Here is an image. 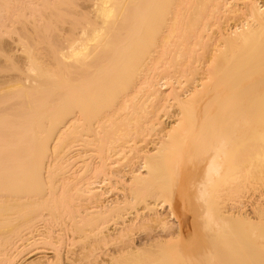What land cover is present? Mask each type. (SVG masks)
<instances>
[{"label": "bare ground", "instance_id": "bare-ground-1", "mask_svg": "<svg viewBox=\"0 0 264 264\" xmlns=\"http://www.w3.org/2000/svg\"><path fill=\"white\" fill-rule=\"evenodd\" d=\"M88 1L89 8L78 9V0H0V38L17 36L14 42L21 46L22 58L12 57L9 45L0 39V73H17L11 80L6 81L4 76L5 80H0V264H13L26 251L37 256L26 264H197L198 260L202 264H264V191L258 187L264 171V138L252 153V172L258 187L250 204L252 216L245 205L240 207L248 223L244 222L245 227H253L249 239L253 245L243 240L245 246H252V255H243L249 249L243 252L244 245H240L241 254L237 249V253L233 251L236 258L242 256L237 258L239 261L228 256L234 249L228 245L234 241L231 236L239 233L233 224L232 229L230 223L223 222L226 218L235 219L231 208L221 207L217 219L203 220L202 226L199 224L203 230L205 227L203 236L196 232V220L183 210L176 214L169 208L166 216L157 212L155 203L144 205L145 214L140 210L130 220H124L126 207L137 201L134 190L128 189L121 197L110 200L107 192L85 179L87 174L82 176L88 171L96 178L103 174L116 182L130 179L128 188L132 183L138 188L139 182L147 184L152 179L151 173L157 170L166 152L164 142L151 154L144 155L142 151L139 159L143 163L137 168L133 160L122 170H114L115 165L112 168L107 157L99 158L96 164L81 160L80 167L85 172L70 183L69 189L75 200L70 201L74 219L61 223L55 212L63 207L58 193L63 182L68 181L63 174L70 163L88 153L91 156L104 141H122L118 150H123L125 144L133 151L141 149L137 143L146 134L155 133L158 125L161 127V122L155 121L161 118V111L166 114V102L177 114L175 124L163 137L177 148L174 133L184 120L191 119L188 116L194 106L197 124L212 122L220 116L221 107H239L235 96L240 88L259 89V80H241L254 73L264 74V0ZM169 54L170 61L160 66L157 60ZM161 74L168 79L166 88L169 86L163 94L156 88L161 85L154 80ZM182 78L184 81H180ZM183 83L191 87L186 95L179 92ZM219 84L220 89L228 90V97L222 101L224 106L218 103L209 113L206 109L211 105L206 107L205 103L213 102L214 88ZM144 87L150 89L152 96L160 92L164 101L148 106L139 96ZM262 93L246 104L261 111ZM216 141L208 151L223 144L219 138ZM72 148L77 153L69 159ZM225 162L218 166L221 168ZM143 168L146 175L140 174ZM46 180L54 184L46 185ZM153 196L163 199V189ZM218 220L228 227L217 225ZM236 220L232 221L235 225ZM149 221L159 232L155 234L153 228L138 242L141 237L135 232ZM108 223L113 225L108 227ZM83 226L90 227L89 233L75 237ZM56 227L58 231H54ZM194 231L203 240L208 237L206 241L213 247L227 244V250L231 249L226 253L228 257L213 256L212 260L209 251L195 252L199 241ZM212 232L218 237L212 238ZM238 242H233V247L237 248ZM170 249H174L173 260L166 256L167 252L171 254ZM45 250L54 257H46Z\"/></svg>", "mask_w": 264, "mask_h": 264}, {"label": "rangeland", "instance_id": "rangeland-1", "mask_svg": "<svg viewBox=\"0 0 264 264\" xmlns=\"http://www.w3.org/2000/svg\"><path fill=\"white\" fill-rule=\"evenodd\" d=\"M78 1H79V2H77L78 9H79V7H80V9H86V8H89L91 6V2H89L88 0H78ZM18 26L19 25H17V27ZM64 27L65 26H63V28ZM16 38H17V36H15L14 34H12V36L4 35L3 37L1 36V38H0L2 40V42L7 43L5 45H9V47L7 49L12 50V55H13L12 57H14L15 59L19 58L21 56V53H20V51H21L20 47L21 46L14 42V41H16ZM11 50H9V51H11ZM170 56H171L170 54L161 56V58H159V60H157L159 65L160 66L166 65L167 61H170V58H171ZM21 59L22 58L20 57V59H16V60H21ZM0 60H1V63H3L2 57H0ZM7 65H8V63H7ZM255 75H256V77H255ZM262 75H261V73H259V74L254 73V75L251 74L250 76L249 75L246 77L243 76L244 78L243 77L242 78L245 81L241 80V82H244V83H251V82H255V81L259 80V83H261L259 89L260 88L261 89L260 90L259 89L254 90L255 88L253 89L252 86H249L251 89L248 87H246L247 89H245V90H244V88H242V89L240 88L242 91H240V89H239L240 92L237 91L238 95L236 94V96H235L236 98H238L239 102H238V100H236V98H234L238 102L236 104H239V107L237 109L233 108V107H232V109L221 107L219 109L221 111V113L218 112L220 114V116L218 115L217 116L218 118L212 117L214 122L213 121L209 122L207 120H204L201 124L198 123L199 124L198 125L197 122H199V121L198 120L195 121V119H196L195 114H196L197 110L195 111L196 108H194L195 107L194 106L193 110L192 111L190 110V113H189V115L191 114V116H188V118L191 117V119L189 121L184 120L178 128L177 134L174 133V135H176V137H175L176 143L175 144H177V146H178L177 148L173 147L172 144H174V143H169L170 140L168 138L163 137V135L165 133L169 132L170 127L175 124V119H176V114H177L176 109L174 107H171L172 105L170 103L166 102L165 105L167 106V104H168V106L166 107L167 110L164 109L166 114L163 115V112L161 111V113L159 114V117H161V118H159L157 121H155L158 123L161 122L160 123L161 127H160V125L157 124L158 125L157 128L158 127L159 128L155 129L156 130L155 133L151 132L153 134H150V135L146 134L147 136L142 138L141 141H139V142L136 141V142H138L137 143L138 149L139 148H141V149L133 151L132 148L129 149V147H127V145L125 144V147H123V150L120 149L121 150L120 151V150H118V148H119V145L121 144L122 141H114V142L106 141V143L104 141L101 147H97V149H95V151L93 150L91 152L92 157L90 156V153H88L87 157L85 156L86 158L84 157L83 159H80V160L78 159L79 161L73 160L75 163L74 162L70 163L71 165L69 164L70 165L69 169L67 170V172H65L63 174V177L65 176V178L68 179L69 182L65 179L66 180L65 182L68 184L66 185V183L61 180L64 183V185H66V187L64 185H62L64 187V189H63V187H61L60 192L58 193L61 195L59 197V200L63 201V202H61L63 204L62 205L63 207L62 208L60 207L61 209L59 208V210H58L57 209L58 206H57L56 209L58 211H55L58 220L61 223L68 224V223L72 222V220L74 219V212L73 211H75V210H73L70 207L72 205L70 201H75V200L72 198L73 191L69 190V189L71 188L70 183L72 184V181L74 179L79 178L82 175V173L85 172L80 167V165L82 164L81 160H83V161L87 160V162L90 161L88 163H92V164L95 163L96 164L99 162V158H101V157L106 158L107 157L108 158L107 163H112V168L115 165V167L113 168L114 170H122L123 168L125 169L127 165H132V162L135 163V168H137L140 165L142 166V163H143L139 159L140 156H142L143 154L144 155L145 154H151L152 151L154 150V148L159 147L160 144H162V142H164L165 144H167V147L165 148L166 152H165V155H164L162 161L157 166V170L155 172H153V174L151 173V175H152V179L150 178L151 181L149 180L147 184L145 182H141L142 184L144 183L143 185H141V183L139 182L140 185L139 184L138 185L136 184L137 186L135 185L138 188H135L133 186L134 183H132L133 187L131 186V188H128L129 184H131L130 179H126L127 180L126 182H128V184L126 182H121V181L116 182L115 180L107 179V176H105L106 177V179H105L103 174H100V176H98V178H96V176L94 177V175L90 174L88 171H86L85 174L82 176H85L87 174L88 177L86 176L85 179L86 180H87V178L90 179L88 182L92 181L91 183L96 184V185L94 184V186L100 187L99 190L107 192V197L109 196L108 199H110V200L115 199L117 197H121L123 195L122 193H126V191H128V189L134 190V193L136 194L135 197H136L137 201H135L132 205H128L126 207L125 212H124V214H125L124 220H130L132 218V215H134L137 211H139L138 213H140L145 204L153 205L155 203V206H156L155 209L157 210V212L162 213L163 215L167 214L166 216H169V208L170 209L173 208L174 209L173 211H175L176 214H178L179 209L183 210L184 212L183 211L182 212L185 215L189 216L191 219L196 220V222H197L196 225L199 226V228L197 227L198 230L196 229L197 230L196 232H199V234H201L203 236L202 231L204 232L205 227L203 230L202 227H200V225L202 226V224H200V223L203 220L208 219V218L217 219L216 218L217 213H218V210L221 209V207L222 208L227 207V209L231 208L232 210L229 209L230 213L233 212L231 214H233V215L235 214V216H236V217H234L235 219H233V220H236L237 217L240 218L241 215L242 216L240 219L236 220L237 221L236 225H235V221L232 222L233 220L232 221L228 220L229 218H226V220L224 219L225 221H223L225 224L228 223V225L230 223L231 227L230 226L229 227L232 229L234 228L233 226H235V229H236L235 231L238 230V232H239V233L236 232V234H238V236H235V237L231 236V238L232 237L234 238L233 239L234 241L232 240L233 242H238V241L239 242L237 243L238 244L237 248L235 246L233 247V245L235 244V243L233 244V242H232V244L231 243L228 244L229 246L232 245L231 248H234V249H232L231 255L229 254L228 256L231 257L233 255L235 257L236 254H234V253L235 252L237 253V250L239 251V254H241L240 250H239L240 245L241 246L244 245L243 240L246 242V240L248 241L251 238L250 237L252 234L251 229L253 227H251V226L245 227L246 225H244V222H245V224H248V223L244 220V214H243L242 210L240 209V207L242 205H245L246 206L245 209H246L247 213L250 216H252V214L250 213V209H251L250 204L255 199L254 198L256 195L255 191L258 187L260 188L259 190L264 191V184H262V186L259 185L264 181V175H263L264 171H262L263 173H262V175H260L263 177V179L261 180L262 182H259L258 187H256V181H255V178H254V175L252 172L253 171L252 153L254 152L255 148H257V146L261 143L260 139L264 138V118H263L264 116L262 115L264 112V108H263L264 106H262V105H264L263 104L264 102H262V105H260L261 111H263V112L259 111L260 110L259 107L251 108L252 105L246 104V103H248V100H250L253 97H257V95L259 96V95H261L260 93L264 92L263 91L264 90V87H263L264 86V74H262ZM3 76L6 78V81H7V78L9 80H11L10 77H16L17 73L16 72H11V73L8 72L7 74L6 73H4V74L0 73V80L1 81L4 78ZM164 77H165V75L161 74L154 79L155 82L157 81L159 83L158 84L156 82L158 85L163 86V87H161V86L156 87V88L160 89V92L162 94L165 93L169 87L168 86L166 88V86H165L167 84L166 80H168V79H166V78L164 79ZM18 78H20V77H18ZM246 79H249L250 82ZM3 80H5V79H3ZM21 80H23V82H24V77H22ZM1 81H0V83H1ZM180 81H184V79L182 78V79H180ZM164 83H166V84H164ZM153 86H155V85H153ZM219 86H220V84L217 85L218 90L220 89ZM181 87H182L181 88L182 90L180 89L179 92L181 94L183 93L184 95H186L188 93L186 91L191 88L187 83L186 84L183 83ZM144 88L145 89H142V91L144 93L140 92L139 96H140V98H142V100L144 99L143 102L145 101L144 103H147L148 106L152 105V103L155 104V103H158L160 101H162V102L164 101L165 97H164V95L160 94V92H159V94H157V95L155 94V96H152L153 94H151L152 92L150 91V89L147 88V90H146V87H144ZM217 88L216 87L214 88V89H216L217 92L215 91L214 94L212 93L213 94L212 100H211V97H209L210 98L209 100H211L213 102L215 101V102L211 103L210 101H208V102L206 101V103H205L206 105L203 103L206 107H207V105L208 106L211 105L207 109L205 107V109L208 110L209 113H211L213 110H215V107L217 106L218 103H219V105L224 106L225 103L222 104L223 103L222 101L224 99L226 100V98L228 97L227 94H229V93H226V91L228 92V90H226V88L225 89L223 88V90L220 89L221 91L220 90L218 91ZM243 92H244V94H242ZM208 96H211V94L209 93ZM222 97H224V98H222ZM217 98H218V101H217ZM118 100H119V102H121V100L119 98H117V101ZM242 100L243 101L247 100V101L246 102L244 101L245 102L244 103ZM135 101L136 100H134V103H135ZM130 104H133V101H132V103L130 102ZM130 104H128L127 107H131ZM169 106H170V108H169ZM228 106H229V104H228ZM50 110L52 112L53 108L49 109V111ZM120 112L122 113L123 111H120ZM260 113H262L261 114L262 118H260L261 117ZM123 114H126V113H123ZM123 114H120V116H123ZM258 118H259V120L260 119H262V120L259 121ZM194 121H195V124L190 123V122L193 123ZM161 128H163V129H161ZM218 138L220 139L221 143L223 142V144L220 146H217L212 152L208 151L209 145H211L212 142L213 143L217 142L218 140L216 141V139H218ZM129 143L133 144L134 141H129ZM213 145H215V144H213ZM74 149L75 148H72L71 152H69L71 155H72V153H73V155L77 153V151ZM116 149L118 150L117 153H116ZM146 152H148V153H146ZM137 155H138V157H137ZM74 156H76V155H74ZM74 156H73V158H71L69 156L68 157H69V159H74ZM225 160H226V162H225L226 164L223 163V165H225V166L230 165V166L224 167L223 165H221L222 167L220 168L218 166L219 162L222 163ZM232 160H235V161H233L234 164H232L233 163ZM69 161L71 162V160H69ZM229 162H230V164H229ZM134 163H133V165H134ZM217 166L223 170L222 171L218 170ZM79 167L81 169H79ZM121 167H123V168H121ZM112 168H111V170H112ZM118 168H120V169H118ZM85 169L86 168H84V170ZM216 169L218 170V172ZM143 170H144V168L140 170V174H142V175L145 174ZM151 175H150V177H151ZM59 176L61 177L62 175H59ZM108 178H110V177H108ZM52 179L54 180L55 178H52ZM59 181H60V178L55 180V182H57V184ZM47 182H46V185H48L49 183L54 184V182H52V180L51 181L48 180ZM122 183H125L126 185L122 184ZM255 187H256V189H255ZM162 189H163V193H164L163 199H162V197L160 198V196H156V197L153 196V194L155 192H160ZM137 190H138V192H135ZM164 197H165V199H164ZM64 201H65V203H64ZM235 203L239 209H237V206L235 205ZM182 204H183V206H181ZM64 205H65V208H64ZM234 207H236V208H234ZM142 214H145V212L142 211ZM238 220H240V223L238 222ZM226 221H227V223H226ZM229 221H231V222H229ZM171 222L173 223L174 221L172 220ZM152 223L153 222H151V221L146 222L140 226L141 228L139 227V230L137 229L138 231H136V232L134 231L137 235H139L141 237V240L138 242L143 241V238L147 234H149L151 232V230H153L155 225H153ZM224 223L219 224V220L217 221V225H220V226L225 225ZM237 223H239V225L240 224H242V225L239 226V225H237ZM232 224H233V226H232ZM112 225H113L112 223H108V227L112 226ZM225 226H227V225H225ZM225 226H223V227H225ZM237 226H238V229H237ZM89 228L88 227L84 228V226H83V228L81 230L79 229V231L77 232V236H75V237L79 238V237L84 236V234L89 233L88 232ZM154 229H155V234L157 231L159 232V230H156L157 228H154ZM190 229H193V228L191 227ZM55 230L58 231V227H56L54 229V231ZM228 230H229V228H228ZM232 232H234V231H232ZM228 233H231L230 230L228 231ZM199 234L196 233V235H197L196 238H198L197 241H199V242L195 247V249L197 248L196 249L197 251H195V252L200 253V251H201V253L205 252V254H206V252L209 251V253H211L210 256L212 255L210 257V259H212V260H213V258H212L213 256H217V258H222L223 256L228 257L226 253L229 252L231 249H229V251L227 250L229 248V246H227V244L224 243L222 245H218L217 247H213L212 244H210L213 248L212 249L210 247V245L208 244V242L206 241V239L208 237L207 238L205 237V240H203L202 236H201V238H200V236L198 237ZM211 234H214V235L212 236V235L207 234V236L208 235L210 237L212 236V238L216 237V236L218 237V234L216 235L213 232ZM233 234H231V235H233ZM240 241H242L241 244H240ZM199 243H200V248L198 247ZM250 243L252 244L251 241L249 242V244ZM74 245H77V244H74ZM226 246H227V248H226ZM238 246H239V248H238ZM60 248H62V247H60ZM242 248H243V252H244L245 248L247 250L249 249L248 253H246L247 251L245 253L242 252L243 255H245V254L250 255L251 254L252 246L249 247V245H247V246L244 245V247H242ZM214 249H215V251H214ZM47 250H49V249H47ZM47 250H45L46 252L43 254L46 255V257H54L53 254H51V252H48ZM173 250L174 249H170V252L172 251L171 252L172 255L168 252L166 253L167 257H169V255H170V257H173L172 259H170V257H169L168 259H170V260H173L175 257V254L173 255ZM63 251L64 250H62V253H63ZM224 251H226V252L223 253ZM233 251H235V252L233 253ZM26 252H28V251H26ZM26 252L22 253L21 257L19 256V258L16 259L14 261L15 263H13V264H26V263L34 260L37 257L36 254L30 255ZM233 256L231 257L232 259H234ZM239 256L242 258L241 255H238L237 258H240ZM237 258L235 257V259H237ZM237 260L239 261L241 259H237ZM194 262H196V261H194ZM198 262L200 264H202L201 260H198ZM198 262H197V264H199ZM191 263H193V262H191ZM203 263L207 264L205 262H203Z\"/></svg>", "mask_w": 264, "mask_h": 264}]
</instances>
